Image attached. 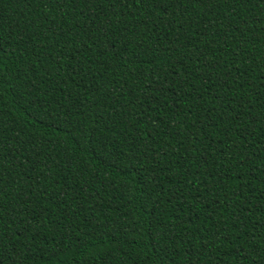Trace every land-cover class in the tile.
Listing matches in <instances>:
<instances>
[{"label": "trees", "instance_id": "16d2710c", "mask_svg": "<svg viewBox=\"0 0 264 264\" xmlns=\"http://www.w3.org/2000/svg\"><path fill=\"white\" fill-rule=\"evenodd\" d=\"M0 264H264V0H0Z\"/></svg>", "mask_w": 264, "mask_h": 264}, {"label": "snow or ice", "instance_id": "6c2138e0", "mask_svg": "<svg viewBox=\"0 0 264 264\" xmlns=\"http://www.w3.org/2000/svg\"><path fill=\"white\" fill-rule=\"evenodd\" d=\"M137 2H139V0H137Z\"/></svg>", "mask_w": 264, "mask_h": 264}]
</instances>
